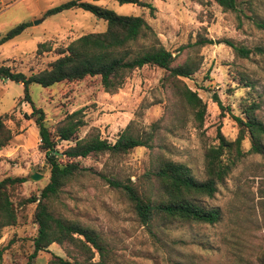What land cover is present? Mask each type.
I'll return each instance as SVG.
<instances>
[{
    "label": "rangeland",
    "instance_id": "rangeland-1",
    "mask_svg": "<svg viewBox=\"0 0 264 264\" xmlns=\"http://www.w3.org/2000/svg\"><path fill=\"white\" fill-rule=\"evenodd\" d=\"M68 1L72 0H0V34L17 24L26 25L16 37L0 45V64L27 75L29 71L45 68L55 58L52 52L36 55L37 44L46 41L52 49L63 47L78 36L104 30L102 20L80 9L45 16L48 9ZM85 1L120 16L141 17L157 43L176 55L178 61L188 50L181 53L182 46L190 45L198 38L210 40V44L200 46L196 51L200 59L197 71L182 79L205 103V116L201 127H195L187 113L177 121L165 115V104L171 101L159 86L162 71L143 66L132 71L114 94L102 92L98 77L47 88L28 85L29 99L34 107L44 112L48 125L60 119L62 113L80 109L85 126L79 130L78 136L88 128H95L100 138L113 142L125 128L134 135L151 132L152 124L165 115L157 124L153 144L164 157L186 165L196 180L203 179V152L215 142L216 128L219 127L227 140L236 135L234 122L226 113L220 117L211 99L215 94L234 114L241 111L239 104L246 89L236 83V72L255 82V92L260 94L263 102L258 113L264 126V30L257 29L248 19L253 15L264 20V0H241L235 12L222 11L212 0H141L148 3L151 10L132 4L119 5L113 0ZM225 40L248 49L257 48L261 53L253 52L246 59L235 57L223 43ZM143 43L150 44L152 39ZM21 95L20 84L0 81V117L16 131V140L0 150V180L4 177L24 178L15 194L18 198H26L37 194L44 186L48 169L43 154L37 150V133L28 127L14 129L12 120H9L17 119L20 125L26 123L22 115L28 114L30 109L26 103L20 102ZM248 148L249 142L245 138L242 149L246 151ZM147 158L148 149L138 147L118 159L88 158L79 160V164L132 180L142 172ZM32 173L40 175V179L29 180ZM260 188H264V153L246 155L217 185L213 197L200 202L207 208H219L220 221L214 225H169L164 233L166 245L163 246L152 241L137 223L121 195L94 176L67 186L58 208L64 216L79 220L101 233L111 251L105 264H168V256L181 262L187 258L192 264H235L233 233L242 230L249 249L244 256H248L251 264H259L256 258L261 257L264 263V227L257 208ZM32 209L33 205L25 208V224L0 230V248L6 246L13 236L23 244L22 250L12 245L4 251L0 264L26 263L25 254L31 252L30 238L35 231L29 220ZM14 250L16 252L12 254ZM50 255L64 257L62 250L51 244L46 252L38 253L33 264H46ZM93 263L98 264L97 257Z\"/></svg>",
    "mask_w": 264,
    "mask_h": 264
},
{
    "label": "trees",
    "instance_id": "trees-1",
    "mask_svg": "<svg viewBox=\"0 0 264 264\" xmlns=\"http://www.w3.org/2000/svg\"><path fill=\"white\" fill-rule=\"evenodd\" d=\"M113 1L119 5L132 4L152 9L141 0ZM212 1L222 11L230 12L237 11V5L242 2ZM69 9H80L102 20L105 23L104 30L78 36L63 47L52 49L46 41L37 44L34 51L36 55L52 52L55 58L45 68L29 71L27 75L0 64V81L21 85L20 102L26 103L30 109L22 117L32 121L39 141L37 150L43 154L48 169L44 186L37 194H30L26 198H18L15 194L16 189L25 181L24 178L4 177L0 180V230L25 224V208L33 205L29 220L35 231L30 238L31 252L25 254V264H33L38 253L46 252L51 244L61 249L64 257L50 255L46 264H94V257H97L98 264H105L111 251L101 233L79 220L64 216L58 208L62 205L60 197L66 192L67 186L92 176L121 195L137 223L160 246L166 245L164 233L169 225L218 223L221 219L219 208H207L201 205V200L213 197L217 185L223 182L244 156L264 153V126L258 113L263 102L260 94L255 92V82L243 73L234 74L236 83L246 89L238 114H234L228 105L223 106L215 94L212 95V102L216 104L220 117L226 113L236 125L237 132L232 140H227L219 127L216 128L215 142L203 152V179L196 180L186 165L164 157L153 143L156 140L157 124L163 121L165 115L177 121L187 113L195 127H201L206 105L182 79L191 77L197 71L200 59L196 51L198 47L210 44V40L198 38L196 42L182 46L181 53L188 50L178 61L176 55L157 43L149 26L139 16H120L85 0L62 3L44 14L50 16ZM248 19L252 20L257 29L264 30V20H258L253 15ZM25 26L23 23L17 24L0 34V45L16 37ZM150 38L152 43H143ZM223 43L238 58L246 59L253 52L261 53L257 48L248 49L228 40ZM143 66L156 67L162 71L159 86L171 102L165 104V115L152 124L151 132L134 135L125 128L113 142L100 138L95 128H88L79 137V130L85 126L80 109L64 112L60 119L48 125L44 112L34 107L27 92L30 84L47 88L58 83H74L87 77H98L102 92L114 94L132 71ZM9 120H12L14 129H19V120ZM15 135L16 131L0 117V150L6 148ZM245 138L249 148L243 151L242 142ZM138 147L148 149V158L142 172L133 176L132 180L129 177L120 178L118 174L97 172L79 164V160L88 158L105 156L118 159ZM258 195L257 208L264 227V188H260ZM233 236L235 264H251L248 256H244L249 250L244 240V231L233 233ZM12 245L23 249L19 238L13 236L6 246L0 248V256ZM260 258L256 260L264 264ZM167 261L168 264H192L187 258L181 262L168 256Z\"/></svg>",
    "mask_w": 264,
    "mask_h": 264
},
{
    "label": "crops",
    "instance_id": "crops-1",
    "mask_svg": "<svg viewBox=\"0 0 264 264\" xmlns=\"http://www.w3.org/2000/svg\"><path fill=\"white\" fill-rule=\"evenodd\" d=\"M11 40H12V39H11ZM9 41H10V40H9ZM59 84H60V83L55 84V86H56V85H59ZM29 123H32V121L28 120V121H26V123L20 125V130L23 129V127H28L29 129H33V131L36 133V129H35L34 125H33V124H29ZM34 129H35V130H34ZM14 139H15V137H14ZM18 139H19V138H18ZM15 140H16V139H15Z\"/></svg>",
    "mask_w": 264,
    "mask_h": 264
},
{
    "label": "water",
    "instance_id": "water-1",
    "mask_svg": "<svg viewBox=\"0 0 264 264\" xmlns=\"http://www.w3.org/2000/svg\"><path fill=\"white\" fill-rule=\"evenodd\" d=\"M40 175L36 174V173H32L28 176V179L31 181H37L38 179H40Z\"/></svg>",
    "mask_w": 264,
    "mask_h": 264
}]
</instances>
